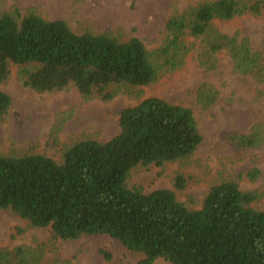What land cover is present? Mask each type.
Instances as JSON below:
<instances>
[{
  "label": "trees",
  "instance_id": "trees-1",
  "mask_svg": "<svg viewBox=\"0 0 264 264\" xmlns=\"http://www.w3.org/2000/svg\"><path fill=\"white\" fill-rule=\"evenodd\" d=\"M263 12L264 0H206L171 15L161 44L149 49L138 37L113 31L76 33L62 19H45L34 9L23 15L14 7L0 14V84L18 66L23 85L40 94L72 87L84 99L99 95L108 101L127 89L137 98L143 87L185 67L196 50L195 41L189 40L193 38L204 43L197 49L202 66L215 69L217 56L226 51L235 69L256 82L255 98H260L264 56L248 37L239 40L214 23ZM197 99L211 105L216 91L203 84ZM10 106L11 96L0 90V125ZM119 126L107 141H77L59 162L37 153L0 155V209L51 230L48 241L34 246L0 248V264H78L47 256L57 252L59 241L82 235L119 240L128 250L144 254L137 264L158 259L170 264H264V210L252 206L264 190H242L226 179L210 188L200 208H193L175 190L145 193L128 185L138 166H163L196 152L202 135L191 108L147 97L120 111ZM263 134L264 126L255 125L233 141L250 148L264 142ZM259 175L258 168L248 173L253 180ZM174 187H186L182 174L174 178ZM100 253L112 259L111 252Z\"/></svg>",
  "mask_w": 264,
  "mask_h": 264
},
{
  "label": "rangeland",
  "instance_id": "rangeland-1",
  "mask_svg": "<svg viewBox=\"0 0 264 264\" xmlns=\"http://www.w3.org/2000/svg\"><path fill=\"white\" fill-rule=\"evenodd\" d=\"M203 1L206 0H0V14L14 7L23 15L34 9L45 19L66 21L76 33L120 32L124 38L138 37L147 48L154 49L161 44L171 15ZM214 28L239 40L248 37L264 56V12L260 16L247 14L230 21L218 20ZM189 40L195 41L196 50L185 67L143 87L142 96L137 98L127 89H119L108 101L99 95L84 99L72 87L40 94L23 85L18 66H13L9 78L0 84V90L11 96L10 109L0 125V155L37 153L62 161L64 150L83 138L107 141L118 134L120 111L156 96L191 108L202 142L186 160L138 166L128 179L130 187L140 186L145 193L172 189L180 201L193 208H200L210 188L226 179L236 181L242 190H264V142L246 148L237 147L233 141V136L246 135L255 125L264 126V85L260 98H255L256 82L235 69L226 51L217 56V67L210 70L201 65L198 56L197 49L204 48V43ZM203 84L212 85L216 91V100L208 106L197 99ZM254 168L260 170V175L253 180L248 173ZM178 174L186 179L183 190L174 187ZM252 206L264 210V197ZM50 236L49 228L33 227L27 220L0 209V248L34 246L48 241ZM102 249L112 253L110 261L100 253ZM47 257L78 264H137L144 254L128 250L108 235H82L77 240L59 241L57 252H49ZM154 264L170 263L158 259Z\"/></svg>",
  "mask_w": 264,
  "mask_h": 264
}]
</instances>
